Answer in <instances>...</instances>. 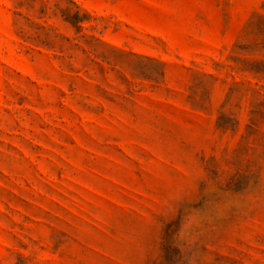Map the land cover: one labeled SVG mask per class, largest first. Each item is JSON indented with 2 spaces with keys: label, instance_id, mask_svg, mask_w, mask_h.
<instances>
[{
  "label": "rangeland",
  "instance_id": "obj_1",
  "mask_svg": "<svg viewBox=\"0 0 264 264\" xmlns=\"http://www.w3.org/2000/svg\"><path fill=\"white\" fill-rule=\"evenodd\" d=\"M0 264H264V0H0Z\"/></svg>",
  "mask_w": 264,
  "mask_h": 264
}]
</instances>
